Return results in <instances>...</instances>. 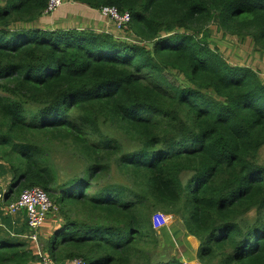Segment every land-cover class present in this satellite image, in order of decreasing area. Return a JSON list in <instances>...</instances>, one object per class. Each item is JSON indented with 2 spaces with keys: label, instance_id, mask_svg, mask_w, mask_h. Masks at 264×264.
<instances>
[{
  "label": "trees",
  "instance_id": "1",
  "mask_svg": "<svg viewBox=\"0 0 264 264\" xmlns=\"http://www.w3.org/2000/svg\"><path fill=\"white\" fill-rule=\"evenodd\" d=\"M67 1L128 11V38L48 31L34 25L49 0H0L3 204L40 186L57 207L45 223L60 219L39 249L0 227V264H191L156 212L180 218L202 264H264V68L209 41L215 25L264 56V0ZM60 151L83 160L63 181Z\"/></svg>",
  "mask_w": 264,
  "mask_h": 264
},
{
  "label": "rangeland",
  "instance_id": "2",
  "mask_svg": "<svg viewBox=\"0 0 264 264\" xmlns=\"http://www.w3.org/2000/svg\"><path fill=\"white\" fill-rule=\"evenodd\" d=\"M80 4V5H79ZM75 3L72 1L65 0L60 7H58L51 15L49 13L47 16L43 17L39 22H37L34 26H38L42 29L49 30H61V29H69V28H92L96 31H107L119 39L124 40L128 38V34L125 31L120 30L118 27L115 28V24L110 17L101 15L100 13L96 14H88V11L84 8L87 6L81 3ZM72 7V9H71ZM89 8V7H88ZM71 9V10H70ZM90 9V8H89ZM93 10V9H90ZM64 18V20H59L60 18ZM103 17V18H102ZM27 27L26 25H20ZM214 40V44L217 45L224 54H227L228 57L233 58L234 60H238L241 64H247L248 61L255 62V65L264 68V65L257 62V58L260 55L255 54V48L250 41H240L237 37H233L231 35L223 37L221 32L216 30V26H211V37L209 38L210 43L212 44ZM213 46V44H212ZM260 58V57H259ZM264 59L263 53L260 58ZM231 61V60H230ZM233 62V60H232ZM170 78L177 82L182 83L185 81L181 75H177V72L169 73ZM55 161L57 163L59 172H60V181H63L67 178L68 174L72 171H79L83 166V160L81 156L75 155L72 156L65 152H58L55 155ZM259 161L264 163V146L259 151ZM118 181H124L117 173H115ZM8 180H0V185L3 189H5L8 185ZM57 211V210H53ZM159 213H162L166 216V221L162 222L161 218L158 216ZM7 214V210L5 207H0V216H5ZM255 214L249 213L250 217H253ZM16 218V217H14ZM151 219L153 221V225L157 228L159 232V236L163 238L160 234H167L173 246L167 244L170 249L169 252L177 255L182 261L185 263L191 264H202L200 259L197 256L199 250V241L190 235L180 220L179 217L174 215H167L163 212H156L151 215ZM9 222V221H8ZM60 219H50L45 223L40 229V236L47 235L51 232V230L55 229L59 226ZM16 223L13 222L14 230L8 232L9 227H4L3 225L0 227L3 228L2 232H5L9 235L18 237L20 240L26 241L30 243L31 248H40L39 242L31 241L27 234H25L24 229L15 227ZM45 257H47L45 255ZM79 261V260H78ZM219 264V263H215Z\"/></svg>",
  "mask_w": 264,
  "mask_h": 264
},
{
  "label": "built area",
  "instance_id": "3",
  "mask_svg": "<svg viewBox=\"0 0 264 264\" xmlns=\"http://www.w3.org/2000/svg\"><path fill=\"white\" fill-rule=\"evenodd\" d=\"M63 2L64 0H49L45 11L46 14L54 12ZM101 12L103 15L110 17L119 29L128 25L131 21V15L128 11L120 13L116 7H103ZM53 210H57V207L51 200L48 192L40 186L22 191L20 196L7 206V213L12 216L25 211L29 230L28 237L31 241L35 242L38 240L41 227L44 225L49 213ZM158 216L162 222L166 221L164 214L159 213ZM75 261L80 262L78 260ZM44 264H52V260L49 257H45Z\"/></svg>",
  "mask_w": 264,
  "mask_h": 264
},
{
  "label": "crops",
  "instance_id": "4",
  "mask_svg": "<svg viewBox=\"0 0 264 264\" xmlns=\"http://www.w3.org/2000/svg\"><path fill=\"white\" fill-rule=\"evenodd\" d=\"M102 15V14H101ZM103 16V15H102ZM104 17V16H103ZM102 17V18H103ZM65 17L63 18H60L59 20H64ZM115 28H116V25H115ZM264 75V73H262ZM16 217V218H14ZM12 222L16 223L15 227H18V228H22L25 230V234H27L28 232V228H27V223H26V214H25V211H21L19 212L18 214H16L15 216L12 217ZM0 225L4 226V227H8L5 223V221L2 219V216H0ZM13 229H14V226H13ZM9 231V230H8ZM28 235V234H27ZM199 245H200V242H199ZM53 264V263H52ZM65 264V263H63ZM66 264H70V263H66ZM73 264V263H72Z\"/></svg>",
  "mask_w": 264,
  "mask_h": 264
},
{
  "label": "clouds",
  "instance_id": "5",
  "mask_svg": "<svg viewBox=\"0 0 264 264\" xmlns=\"http://www.w3.org/2000/svg\"><path fill=\"white\" fill-rule=\"evenodd\" d=\"M100 12H101V10H100ZM53 13V12H52ZM51 13V14H52ZM51 14H49V15H51ZM101 14H102V12H101ZM103 15V14H102ZM114 22V21H113ZM115 24V23H114ZM3 198H4V196H3V193H0V207H5L6 208V210H7V206H8V204L10 203H8L7 205H4L3 204ZM14 201V200H13ZM12 202V201H11ZM52 212V211H51ZM8 214V213H7ZM26 214V213H25ZM50 214V213H49ZM8 215H10V214H8ZM11 217H13V216H15V215H10ZM48 217H49V215H48ZM47 217V218H48ZM47 220V219H46ZM26 223H27V218H26ZM45 224V223H44ZM27 225V224H26ZM28 228V227H27ZM29 233V230H28V232H27V234ZM45 258V257H44ZM76 262V261H75ZM53 263V262H52ZM43 264H44V261H43Z\"/></svg>",
  "mask_w": 264,
  "mask_h": 264
}]
</instances>
